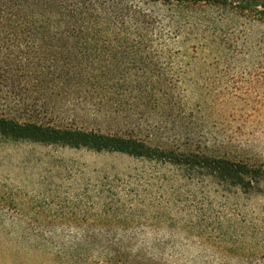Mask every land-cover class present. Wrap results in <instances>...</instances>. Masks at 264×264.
Segmentation results:
<instances>
[{
  "label": "trees",
  "instance_id": "obj_1",
  "mask_svg": "<svg viewBox=\"0 0 264 264\" xmlns=\"http://www.w3.org/2000/svg\"><path fill=\"white\" fill-rule=\"evenodd\" d=\"M257 24H264V0H0V137L122 154L262 193L264 162L228 150L226 139L177 133L151 114L171 109L175 98L177 40H248ZM144 128L164 142L135 136ZM106 203L96 217L103 226L75 236L70 247L51 246L52 264H179L178 250L132 228L153 220L149 208ZM221 251L245 256L237 264H264V253Z\"/></svg>",
  "mask_w": 264,
  "mask_h": 264
},
{
  "label": "rangeland",
  "instance_id": "obj_2",
  "mask_svg": "<svg viewBox=\"0 0 264 264\" xmlns=\"http://www.w3.org/2000/svg\"><path fill=\"white\" fill-rule=\"evenodd\" d=\"M246 34L248 40L223 36L202 45L177 40L171 71L175 98L171 109L151 114L156 121L167 118L177 133L226 139L228 150L264 162V24ZM204 44L208 50L197 52ZM141 132L135 136L153 134L147 128ZM160 135L145 140L161 144L165 135ZM110 201L149 208L153 220L132 228L178 250L179 264L245 259L243 250L222 255L225 247L264 253V191L191 180L174 167L122 154L0 137V264H52L51 246L70 247L79 242L75 236L81 240L84 231L103 226L96 218L98 205Z\"/></svg>",
  "mask_w": 264,
  "mask_h": 264
}]
</instances>
